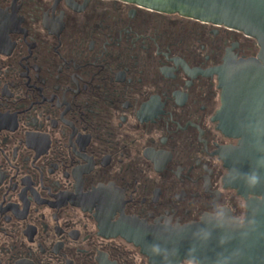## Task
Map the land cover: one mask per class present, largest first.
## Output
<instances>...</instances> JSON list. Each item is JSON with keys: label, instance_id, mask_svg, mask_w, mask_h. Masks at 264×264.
Segmentation results:
<instances>
[{"label": "flooded vegetation", "instance_id": "1", "mask_svg": "<svg viewBox=\"0 0 264 264\" xmlns=\"http://www.w3.org/2000/svg\"><path fill=\"white\" fill-rule=\"evenodd\" d=\"M258 54L120 0H0V264H157L136 239L241 213L215 70Z\"/></svg>", "mask_w": 264, "mask_h": 264}, {"label": "water", "instance_id": "2", "mask_svg": "<svg viewBox=\"0 0 264 264\" xmlns=\"http://www.w3.org/2000/svg\"><path fill=\"white\" fill-rule=\"evenodd\" d=\"M140 7L183 18L223 26L254 39L259 46L255 59L236 61L226 58L215 70L221 90V109L217 114L218 129L237 146L221 149L220 159L228 174L225 188L235 190L247 200V215L256 218L258 226L245 242L233 241L245 250L241 264H264V180L253 190L245 187L240 173L256 167L264 158V0H120ZM264 162V161H262ZM264 178V170H261ZM202 226V221L172 230L162 229L136 239L143 252L155 241L170 243L179 248L183 257L190 244V234ZM219 235V232L216 233ZM215 239L204 254L213 256ZM159 264L157 258L150 257Z\"/></svg>", "mask_w": 264, "mask_h": 264}, {"label": "clouds", "instance_id": "3", "mask_svg": "<svg viewBox=\"0 0 264 264\" xmlns=\"http://www.w3.org/2000/svg\"><path fill=\"white\" fill-rule=\"evenodd\" d=\"M264 158L257 161L256 167L237 177L242 179L245 187L253 190L258 187L264 178L261 170H264ZM248 203L242 199L239 208L243 211L235 213L227 203L213 202L209 210L202 218V226L193 230L190 234V244L183 257L179 248L170 243L153 241L147 244V253L152 258H157L159 264H241L245 257L244 248L233 241L245 242L252 232L256 231L258 221L247 215ZM162 228H168V220L162 221ZM219 232V235L216 233ZM215 239L216 250L213 256L204 252Z\"/></svg>", "mask_w": 264, "mask_h": 264}]
</instances>
